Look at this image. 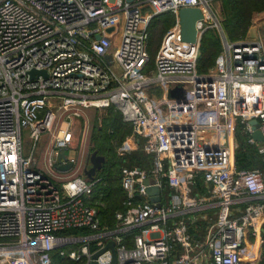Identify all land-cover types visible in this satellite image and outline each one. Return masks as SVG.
<instances>
[{
    "label": "built area",
    "instance_id": "2783aa9c",
    "mask_svg": "<svg viewBox=\"0 0 264 264\" xmlns=\"http://www.w3.org/2000/svg\"><path fill=\"white\" fill-rule=\"evenodd\" d=\"M217 1L0 0V264H52L56 250L78 264H112L111 250L93 259L110 241L116 264L262 262L264 141L254 139L250 122L257 120L264 139V42H231ZM185 8L204 15L196 43L182 39L178 15ZM165 13L176 22L150 67V23ZM209 30L218 32L222 52L210 73L199 74L201 40ZM32 70L48 75L31 79ZM178 87L184 98L171 96ZM112 106L133 127L118 156L142 142L152 157L148 170L123 167L127 199L114 230L101 225L89 202L97 180L77 176L59 187L35 156L56 111L68 108L72 119L78 107ZM238 124L263 168H237ZM24 129L35 142L29 155ZM60 134L50 166L70 145ZM75 162L70 157L62 164ZM200 176L204 196L196 190ZM147 179L160 188V208L147 194ZM208 207L215 217L202 228L209 217L199 213ZM82 229L89 234L59 236ZM134 231L129 247L124 239ZM72 245L78 248L67 252Z\"/></svg>",
    "mask_w": 264,
    "mask_h": 264
},
{
    "label": "trees",
    "instance_id": "16d2710c",
    "mask_svg": "<svg viewBox=\"0 0 264 264\" xmlns=\"http://www.w3.org/2000/svg\"><path fill=\"white\" fill-rule=\"evenodd\" d=\"M262 12H264V0H222V23L228 39L231 42L244 40L252 25L254 14ZM175 22L176 18L172 13H165L155 16L151 20L150 26L160 27L163 36L175 25ZM221 52L222 44L219 37L214 31H207L201 40L200 57L197 66L198 73H210ZM152 66L150 63V67ZM107 110L103 126L97 127L92 136L93 150L97 151L98 155L105 157L106 161L93 179L97 180V182L94 185V192L90 196L89 202L94 206L98 202L104 203V206H96L101 225L114 230L117 224L116 213L125 210L124 202L127 199V194L122 185L121 170L125 166L148 170L152 164V157L144 153L142 142L141 147L137 151L132 152L125 158L118 156V147L132 134L133 127L131 124L124 122L121 112L115 107L112 106L107 108ZM236 139L240 143L235 155L237 168L250 170L263 168L262 157L256 147L246 144V137L242 135L241 127L236 130ZM197 180V192H205L201 176ZM207 224V222H200L203 228ZM136 232L134 231L125 236L124 240L129 247L133 246V237ZM88 234V231L82 229L64 231L59 233V236L83 237ZM52 261L53 264H78L67 257L60 256L57 251L53 252ZM260 264H264V244L262 262Z\"/></svg>",
    "mask_w": 264,
    "mask_h": 264
},
{
    "label": "rangeland",
    "instance_id": "374dc122",
    "mask_svg": "<svg viewBox=\"0 0 264 264\" xmlns=\"http://www.w3.org/2000/svg\"><path fill=\"white\" fill-rule=\"evenodd\" d=\"M214 8L222 18V0L217 1L214 4ZM144 14H150V10H146ZM149 33H150V40H149L150 46L148 48H149V54L151 60L150 63L154 66L156 55L161 47L163 38L166 33L163 34L162 36L160 27L158 28L155 25H151L149 27ZM214 33H216L220 39L218 32L214 31ZM256 38H261V40L264 42V15L254 14L252 25L244 40L245 39L255 40ZM73 111L77 113V115H72V119H67V116L70 112L68 108H63L62 110L56 111L57 118L54 123L52 131L43 132L40 136L39 141L37 142V147H36V153H35L36 165L38 168L43 169L42 166L45 165L44 153L47 150V147L51 144V140L53 136L55 134L59 135L62 132L60 136L65 137L66 141H70L69 143L70 145L68 149L65 150L64 153L66 155V158L68 159H70V157L75 158L76 162L74 164V168L69 172L62 173L59 172V170L57 169L58 166L57 159L54 158L53 161L54 162L53 170L55 172L57 171L58 173H60V175L58 174H56V176L53 175L54 176L53 178L58 181L57 185L59 187H61L63 182L67 181L69 177L75 176L74 175L75 172L80 168L81 165L84 166V169H86V167L91 166V162L89 161V156L92 152H94L93 144H92V136L97 127L103 126L104 118L107 115L108 110L105 108L98 109L96 107H90V108L78 107ZM240 127L241 126L238 124L236 126V130H239ZM66 130L67 133L64 134ZM34 144L35 142L31 139L30 136V130L24 129L23 145H24V152L26 155L30 154L31 150L34 147ZM239 144L240 143L237 141L236 142L237 147L234 152L235 155L239 148ZM59 176H65L67 177V179L62 180V178H60ZM121 179H122V174H121ZM95 205L104 206V203L98 202ZM210 216H212L213 219L215 217L213 213L210 214ZM116 228H117V224H116ZM75 249H77V246H73V245L65 248L67 252H70L71 250H75ZM56 251L58 252V250Z\"/></svg>",
    "mask_w": 264,
    "mask_h": 264
},
{
    "label": "water",
    "instance_id": "95a60500",
    "mask_svg": "<svg viewBox=\"0 0 264 264\" xmlns=\"http://www.w3.org/2000/svg\"><path fill=\"white\" fill-rule=\"evenodd\" d=\"M133 1V0H130ZM179 17V24L181 26V34L182 39L185 42L188 43H196L198 40H200L201 35L198 30L197 24L198 22L202 21L204 18L203 13L199 9L194 8H185L182 9L178 15ZM111 31V30H109ZM100 39V36L97 37ZM107 59L111 61V56H107ZM29 75L31 79H36L39 76L47 77L46 71H37L32 70L29 72ZM171 96L174 98H184L186 95L185 90L182 87L175 88L171 90ZM251 125L254 127V133L253 137L255 140L259 142H263V136L261 135L260 131L257 130L259 127V124L257 123V120H252ZM63 160L67 161L66 155L64 152H61L58 157V167L57 169L61 172H69L73 169L74 164L68 163L67 165H63ZM89 161L91 162L90 167H86L84 170V177L92 181L97 172L100 171L106 161L105 157L98 155L97 151H94L89 156ZM144 184L148 186L147 188V194L150 196L151 202L157 207L160 208L162 206L161 204V191L160 188L157 186H150L152 184V180H145ZM107 250H111L113 254V261L112 264L117 263V250L115 247V242L110 241L103 249L99 250L93 255V259L96 260L101 254L105 253ZM93 264H97L96 261L93 262Z\"/></svg>",
    "mask_w": 264,
    "mask_h": 264
},
{
    "label": "crops",
    "instance_id": "0c3cea01",
    "mask_svg": "<svg viewBox=\"0 0 264 264\" xmlns=\"http://www.w3.org/2000/svg\"><path fill=\"white\" fill-rule=\"evenodd\" d=\"M264 12H262V13H260V14H258V15H264L263 14ZM56 134L53 136V138H52V140H51V144L47 147V150L45 151V165L44 166H42V168L43 169H40L42 172H44L46 175H48V176H50V177H54L53 175H55L56 176V174H58V175H60V173H58L57 171L55 172L54 170H53V165L52 166H50V163H49V159H50V156L52 155V149H53V146H54V143H55V139H56ZM65 152V151H64ZM36 153V152H35ZM58 167V166H57ZM74 168V167H73ZM84 166L83 165H81L80 166V168L75 172V176H72V177H69V179H71V178H73V177H77V176H83V172H84ZM59 172H61V171H59ZM62 173H65V172H62ZM60 178H62V180H66L67 179V177H65V176H59ZM54 179V178H53ZM68 179V180H69ZM55 180V179H54ZM55 181H57V180H55ZM58 182V181H57ZM205 191V190H204ZM201 195H203L204 196V192H202L201 193ZM242 208H243V206H242ZM215 210L216 209H214V208H210V207H208V208H206L204 211H202L203 213H199V214H207L208 216H210V214H212L213 213V215H214V213H215ZM210 219H213V217L212 216H210L209 217V219L207 220V221H205V222H207L208 224L207 225H209L213 220H210ZM206 225V226H207ZM205 226V227H206ZM203 228V227H202Z\"/></svg>",
    "mask_w": 264,
    "mask_h": 264
}]
</instances>
